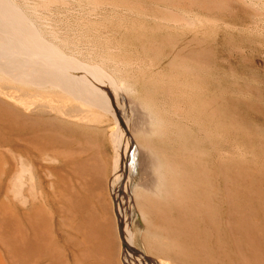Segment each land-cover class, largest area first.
Listing matches in <instances>:
<instances>
[{
  "label": "rangeland",
  "instance_id": "374dc122",
  "mask_svg": "<svg viewBox=\"0 0 264 264\" xmlns=\"http://www.w3.org/2000/svg\"><path fill=\"white\" fill-rule=\"evenodd\" d=\"M6 1L49 62L120 93L144 153L127 223L143 255L129 263L264 264V0ZM17 72L0 69V263L124 264L105 185L112 112ZM47 149L62 152L42 163Z\"/></svg>",
  "mask_w": 264,
  "mask_h": 264
},
{
  "label": "bare ground",
  "instance_id": "6f19581e",
  "mask_svg": "<svg viewBox=\"0 0 264 264\" xmlns=\"http://www.w3.org/2000/svg\"><path fill=\"white\" fill-rule=\"evenodd\" d=\"M6 1V0H5ZM4 0H0V69H5L9 71H18L21 73H25L26 75H31L33 71L42 72L43 76H38L34 78L36 82L38 83H45L46 84H56L59 83L62 84V86L67 87L70 89L74 94L86 98L87 101L91 104L97 103L102 106V108H106L107 110H110L112 112V115L114 116V120L117 125V130L112 131L113 135V144H114V153H113V168L112 172L110 174V177L106 180V189H107V196L110 197V202L112 203V215L115 222V226L118 230V241H119V247L120 250L124 252L123 257V263L124 264H130L128 261V253L132 252L134 254L139 255L141 257L143 254H140L137 249H135L132 245V238L134 233L131 230L130 226L127 224L129 217L133 219L135 210L131 206V195H129L130 191L133 190L134 186H138L140 179H141V164H140V158H144V153L141 151L142 156L138 150V147L135 146L133 142V135L130 137V131L128 126V120L125 116L124 112V105L120 102L121 97L120 93L117 90H114L110 88L107 83L102 81V79H98L97 77H94L90 75L89 73H86L84 71L80 70H68L63 69L59 66H57L55 63L49 62L48 55H42L41 53H38L36 50L38 48H44L41 44L42 41L36 43V38H34L32 35L37 33H29L28 30H26V18L23 20L22 15H19L21 13L16 14V11L14 12L9 6V4H6ZM103 1V0H101ZM188 1V0H187ZM241 1V0H240ZM250 4L254 3L256 0H246ZM104 2V1H103ZM110 2V1H109ZM148 2V1H147ZM258 2V1H257ZM262 2V0H261ZM97 3V2H96ZM100 3V2H98ZM97 3V4H98ZM112 3V2H111ZM110 3V4H111ZM178 3V2H177ZM131 4V3H130ZM167 4V3H166ZM183 5V4H181ZM193 5V4H192ZM235 5V4H234ZM101 6V5H100ZM151 6V5H150ZM242 6V5H241ZM263 6V5H262ZM99 7V6H97ZM105 7V6H103ZM253 7V6H252ZM260 7V6H259ZM120 8V7H119ZM198 8V7H197ZM100 9V8H99ZM164 9V8H162ZM182 9V8H181ZM120 10V9H119ZM123 10V9H122ZM173 10V9H172ZM187 10V8H186ZM261 10V9H260ZM181 11V10H180ZM184 11V10H183ZM258 11V10H257ZM103 12V11H102ZM125 12V11H123ZM171 12V11H170ZM186 12V11H185ZM189 12V11H188ZM263 12V11H262ZM94 13H97L94 12ZM162 13V12H161ZM168 13V12H167ZM172 13V12H171ZM170 13V14H171ZM181 13V12H180ZM192 13V12H191ZM194 13V12H193ZM200 13V12H199ZM210 13V12H209ZM133 14V13H132ZM173 14V13H172ZM178 14V12H177ZM190 14V13H189ZM259 14V13H258ZM164 15V14H163ZM162 15V16H163ZM185 15V14H184ZM205 15V14H204ZM263 15V14H262ZM130 16V15H129ZM142 16V15H141ZM171 16V15H170ZM111 17V16H110ZM161 17V15H160ZM176 16L175 18H177ZM181 17V16H179ZM183 17V16H182ZM189 17V16H187ZM210 16H208L209 18ZM264 17V16H263ZM163 18V17H162ZM185 18V16L183 17ZM201 18V17H200ZM199 18V19H200ZM259 18V17H258ZM166 19V18H165ZM180 19V18H179ZM198 19V21H199ZM157 20V19H156ZM159 20V19H158ZM170 20V19H168ZM167 20V21H168ZM176 20V19H175ZM178 20V19H177ZM188 20V19H187ZM197 20V19H196ZM201 20V19H200ZM255 20V19H253ZM260 20V19H259ZM163 21V20H162ZM172 21V20H171ZM174 21V19H173ZM179 21V20H178ZM256 21V20H255ZM27 22V21H26ZM200 22V21H199ZM29 22H27L28 24ZM165 23V22H164ZM169 23V22H168ZM179 22H176V24ZM186 23V22H185ZM204 23V22H203ZM170 24V23H169ZM183 24V23H181ZM252 24V23H251ZM264 24V23H263ZM31 25V24H30ZM172 25V24H171ZM187 25V23H186ZM195 25V24H193ZM203 25V24H201ZM260 25V24H259ZM32 26V25H31ZM30 26V27H31ZM246 26V25H245ZM256 26V25H255ZM203 27V26H202ZM252 27V25H251ZM25 28V29H24ZM186 28V27H185ZM190 28V27H189ZM206 28V27H205ZM231 28V27H230ZM242 29V28H241ZM249 30H251L249 28ZM203 31V30H201ZM175 32V31H174ZM252 33V32H251ZM264 33V32H263ZM262 34V33H261ZM173 35V34H172ZM37 36V35H36ZM39 38V35L37 36ZM164 37V36H163ZM37 38V39H38ZM42 38V36H41ZM35 39V42L33 40ZM44 39V38H42ZM32 43H31V42ZM45 41V39H44ZM43 41V42H44ZM161 41V40H160ZM42 42V43H43ZM196 42V41H194ZM47 43V42H46ZM49 44V43H48ZM168 44V43H167ZM47 46V44L45 45ZM52 46V45H51ZM49 50V45L46 47ZM51 48V47H50ZM41 51V50H40ZM56 51V50H53ZM48 53V52H47ZM56 54V52H55ZM60 54V53H59ZM57 53V55H59ZM192 55V54H191ZM189 56V55H188ZM61 57V56H60ZM199 58V57H197ZM59 59V58H58ZM67 59V58H66ZM72 59V58H71ZM62 61V60H61ZM72 61V60H71ZM64 63V61H63ZM74 63V62H73ZM178 63V62H177ZM181 64V63H180ZM179 65V64H178ZM182 65V64H181ZM79 66V65H78ZM86 66V65H85ZM90 66V65H89ZM96 66V65H95ZM63 67V66H62ZM65 68V67H64ZM85 68V67H83ZM99 68V67H98ZM100 69V68H99ZM98 69V70H99ZM97 70V71H98ZM92 71V70H91ZM103 71V70H102ZM17 72V73H18ZM105 72V71H104ZM16 73V72H15ZM36 73V72H34ZM106 73V72H105ZM12 74V73H10ZM23 75V74H21ZM34 75V74H32ZM107 75V74H106ZM105 75V76H106ZM14 76V74H13ZM108 76V75H107ZM22 77V76H21ZM111 77V76H109ZM24 78V77H23ZM102 78V77H101ZM108 78V77H107ZM13 79V78H12ZM11 79V81H12ZM28 80V77H27ZM115 81V80H114ZM113 83V80H112ZM117 83V82H116ZM27 84V83H26ZM123 84V83H122ZM111 85V84H110ZM117 85V84H116ZM41 86V85H40ZM40 86L39 89H40ZM64 87V88H65ZM119 87V86H118ZM34 88V87H33ZM48 88V87H46ZM57 88V87H55ZM60 89V87H58ZM120 88V87H119ZM118 89V88H117ZM62 90V89H60ZM65 90V89H64ZM121 90V89H120ZM69 94V93H67ZM72 94V93H71ZM70 94V96H71ZM122 95V93H121ZM35 97V96H34ZM123 99V98H122ZM78 100V99H77ZM85 101V99H84ZM83 102V101H82ZM126 102V101H125ZM92 103V104H93ZM127 103V102H126ZM129 105V104H128ZM7 106V105H6ZM89 106V105H88ZM38 107V105H37ZM92 108V107H91ZM95 108V107H94ZM100 108V106H99ZM134 108V107H133ZM32 109V108H31ZM42 109V107H41ZM132 109V108H131ZM68 110V109H67ZM102 110V109H101ZM43 111V110H42ZM40 111V112H42ZM98 111V110H97ZM109 111V112H110ZM129 111V110H128ZM138 111V110H137ZM38 112V111H37ZM70 112V111H69ZM99 112V111H98ZM105 112V111H104ZM74 113V112H73ZM100 113V112H99ZM130 113V112H129ZM132 113V112H131ZM47 114V113H46ZM102 114V113H101ZM140 114V111H139ZM24 115V114H23ZM111 115V116H112ZM1 116V115H0ZM50 116V115H49ZM66 116V115H65ZM112 116V117H113ZM24 117V116H22ZM30 117V116H29ZM70 117V116H69ZM46 118V117H45ZM138 118V117H136ZM41 119V118H40ZM134 119V117H133ZM139 120V119H138ZM134 125V121L132 122ZM138 123V122H137ZM115 125V126H116ZM16 126V125H15ZM33 127V126H32ZM111 127V126H110ZM109 127V128H110ZM136 127V125L134 126ZM5 128V127H3ZM112 128V127H111ZM115 128V127H114ZM111 130V129H110ZM135 131V130H134ZM132 130V132H134ZM137 131V130H136ZM37 132V131H36ZM35 132V133H36ZM38 134V133H37ZM39 135V134H38ZM24 139V138H22ZM103 142V141H102ZM103 145V144H102ZM112 147V148H113ZM104 149V148H103ZM106 151V150H105ZM62 151H56V150H45L42 153H40V159L44 162L52 163V161L56 160V154H61ZM100 153V152H99ZM14 155V154H13ZM141 156V157H140ZM142 159V158H141ZM24 160V159H23ZM7 161V160H6ZM27 161V159H26ZM142 161V160H141ZM57 163V161L55 162ZM11 164V163H10ZM31 163L22 162L21 169L19 175L21 173H30V168L32 169ZM58 164V163H57ZM145 164V163H144ZM2 165V164H1ZM12 165V164H11ZM148 165V164H147ZM8 166V165H7ZM16 166V165H15ZM4 167V166H3ZM138 167V168H137ZM143 167V166H142ZM40 168V167H39ZM47 168V167H46ZM36 169V168H34ZM47 171V170H46ZM145 171V170H144ZM56 173V172H55ZM145 174H147L145 172ZM149 174V173H148ZM18 175V174H17ZM52 175V174H51ZM50 176V172H49ZM48 176V177H49ZM14 177V176H13ZM46 177V176H45ZM142 177L143 176L142 174ZM147 178V177H146ZM3 179V178H2ZM1 179V180H2ZM15 182V177L13 178ZM20 179V178H19ZM56 179V178H55ZM145 178H143L144 180ZM35 180V179H34ZM33 180V185L35 184ZM52 180V179H49ZM101 181V179H99ZM147 180V179H146ZM145 180V182H146ZM12 181V180H11ZM18 181V180H16ZM22 181V180H21ZM99 181V182H100ZM2 182V181H1ZM24 182V181H23ZM22 182V183H23ZM42 182V181H41ZM71 182V181H70ZM11 183V182H10ZM17 183V182H16ZM15 183V184H16ZM52 183V182H51ZM78 183V182H77ZM13 184V183H12ZM30 184V183H29ZM21 187V183L19 184ZM23 185V184H22ZM52 188L54 187L53 184ZM145 186V183L143 184ZM141 185V186H143ZM10 186H12L10 184ZM24 186V185H23ZM22 186V188H23ZM36 187V186H35ZM34 187V188H35ZM43 189V186H40ZM135 187V189H136ZM147 187V186H146ZM145 187V188H146ZM15 188V187H14ZM21 188V189H22ZM31 188V187H30ZM142 188V187H141ZM13 189V186H12ZM17 189V187H16ZM24 189V188H23ZM139 189V188H138ZM144 189V187H143ZM105 190V189H104ZM13 190H10V192ZM24 191V190H23ZM42 191V190H41ZM40 191V192H41ZM45 191V189H44ZM35 192V191H34ZM39 192V193H40ZM37 192H35V195ZM14 194V193H13ZM20 194V192H19ZM47 194V193H46ZM17 195V194H16ZM22 195V194H21ZM40 198L42 197V194L40 193ZM33 196V195H32ZM46 196V195H45ZM29 197V196H28ZM7 199V198H5ZM37 199V198H36ZM134 199V198H132ZM17 200V199H16ZM47 200V197L45 198ZM85 200V199H84ZM9 202V200H7ZM109 201V200H108ZM29 202V201H27ZM64 202L68 207L72 206V189L67 184L65 186V196H64ZM135 202V200H134ZM6 204V203H5ZM24 204V203H23ZM22 204V205H23ZM107 204V203H106ZM110 204V203H108ZM11 205V203H10ZM9 205V206H10ZM108 208V207H107ZM138 211V210H137ZM13 212V211H12ZM111 212V211H110ZM139 212V211H138ZM70 213V210H67V214ZM93 213V212H92ZM141 218V217H140ZM132 219L130 220L131 223H133ZM139 221V219H138ZM81 222V221H80ZM61 224V223H60ZM89 224V223H88ZM54 225V224H53ZM33 226V225H32ZM11 229V228H10ZM54 229V228H53ZM89 232H93L95 236L97 235L98 241H94V248H101V250H106V245L101 242L102 238L105 235V229L104 226L100 223H96L95 227L92 229L89 227ZM56 235V234H55ZM57 239V238H56ZM37 246V245H36ZM86 246V245H85ZM141 248V247H140ZM34 251V250H33ZM130 254V253H129ZM45 255V254H44ZM68 256V255H67ZM122 256V255H120ZM134 258V257H133ZM132 258V259H133ZM143 258V257H142ZM68 259V258H67ZM82 261L86 260L85 254L82 257ZM130 259V260H132ZM139 260V259H138ZM121 261V262H122ZM147 261V260H146ZM142 262V261H140ZM135 263V261H134ZM133 263V264H134ZM138 263V262H137ZM136 263V264H137ZM147 263V262H146ZM1 264V263H0ZM40 264V263H39ZM148 264V263H147Z\"/></svg>",
  "mask_w": 264,
  "mask_h": 264
}]
</instances>
